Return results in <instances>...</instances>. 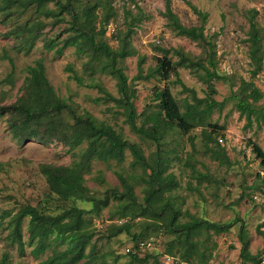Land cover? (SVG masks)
I'll use <instances>...</instances> for the list:
<instances>
[{"label":"trees","instance_id":"trees-1","mask_svg":"<svg viewBox=\"0 0 264 264\" xmlns=\"http://www.w3.org/2000/svg\"><path fill=\"white\" fill-rule=\"evenodd\" d=\"M128 1L133 2V0ZM79 2V0H0V18L4 24H7L18 13L21 17L33 8L53 3L58 11L49 14L55 24L67 23L63 31L67 37L62 40L53 38L44 40L45 49L62 56L67 48L74 47L79 56L90 58L88 64L92 74L98 72L114 78L119 87L120 97L111 94L103 84L94 79L87 83L73 70L74 79L80 86L97 89L101 93L100 97L93 100L95 104L113 103L116 108L122 109L120 114L125 117V122L131 131L144 140L155 143L157 150L152 156H146L139 144L129 141L113 126L97 120L90 113L78 115L67 103L53 105L51 97L55 96L54 89L46 78L43 63L37 62L34 67H28L29 77L23 89L24 94L11 106L0 107V115L10 114L12 133L19 141L34 140L41 144L60 141L70 143L73 147L86 145L80 160L74 161L69 166L41 165V173L50 191L48 197L55 196L66 203L90 202L94 205L90 212L99 213L102 208L100 201L86 185L85 176L91 173L93 162L115 161L121 164L126 161L129 151L133 158L131 168L142 172L139 178L145 184L144 196L140 200L133 177L117 172L121 185L107 188L105 199L113 201L112 204L116 207L109 220L112 221L117 217L122 223L114 222L109 225L100 237L101 240H112L127 234L135 243L129 252L126 251L132 264H149L151 260L152 264H162L160 255L153 254L151 250L152 245L155 247L156 241L148 237L149 234L164 232L169 239L166 241L162 256L171 259L172 264H208L212 260L214 251L218 249V244L213 238L229 232L240 223L239 241L243 263L261 264L260 256L264 253L263 251L256 255L251 253L249 232L241 219L227 224L216 223L190 211H183L175 204L174 195L181 185L174 173H168L172 159L166 154L163 141L169 131L178 130L187 135L191 130L201 127L206 154H210L215 160H221L226 156V149L222 147L221 140L219 141L216 136L219 131L225 132L226 128L210 122L215 111L213 96L217 94L211 80L228 82L229 79L219 70L217 44L213 40L219 34L206 33L205 25L209 14L197 11L200 25L187 27L179 23L176 15L172 14L167 5L166 11L162 13L167 19V26L175 34L200 46L201 53L193 56L182 49L156 47L155 50L161 52L163 56L156 58L157 65L144 75L146 57L138 56V51L132 43V36L151 16L138 4L135 5L136 12L132 8L125 7L126 28L112 31L111 37L118 44V47L114 48L105 40L110 20L117 13L112 0H97L86 5H79ZM99 10L103 12L102 15L98 14ZM250 14L248 42L251 64L255 67L252 76L255 78L263 70L264 48L261 29L256 21L258 11H250ZM7 36L20 38L18 50L28 54L41 34L36 23L31 24L29 19L24 25L9 31ZM134 56H138V74L134 81L155 78L160 82H167L171 77H175L174 83L180 85L183 92L189 93L185 104L182 106L178 103L170 88L158 87L154 92V101L157 102L155 107L149 113L143 112L139 115L134 104L136 90L129 83L125 68L122 66L126 59ZM2 57L7 58L13 68V59L9 58L6 52ZM173 57H177L178 60L173 62ZM179 68L189 69L200 80L206 82L208 90L205 98H199L194 89L188 88L183 83ZM242 85L239 93L232 95L237 111L246 115L250 121L252 118L259 122L264 120L262 112L264 92L254 82H244ZM225 102L223 101L220 106H224ZM65 111L74 119L71 127L75 139L73 142H70L69 137L62 131ZM140 116L155 125L158 137H150L145 128L138 124ZM209 128L213 130L209 131ZM248 145L264 169V150L252 140L248 141ZM261 180L264 185V177ZM1 193L0 188V198ZM55 197L53 199H56ZM90 212L76 205L65 207L57 205L55 209L42 205H25L17 213L4 212L2 219L9 218L6 227L10 229L8 240L10 244L17 245L21 255H24L27 245L33 247L32 253L35 257H40L47 251L52 252L40 264H109L108 257L111 256L118 262L120 256L111 253L100 254L96 239L97 229L88 218ZM26 219H28L29 233L27 243L24 242L22 233ZM137 227L138 229L135 230ZM0 228H3L1 222ZM261 234L264 237V232ZM141 243H145V247H141ZM7 260V256H3L0 264H7Z\"/></svg>","mask_w":264,"mask_h":264},{"label":"rangeland","instance_id":"rangeland-1","mask_svg":"<svg viewBox=\"0 0 264 264\" xmlns=\"http://www.w3.org/2000/svg\"><path fill=\"white\" fill-rule=\"evenodd\" d=\"M79 5L95 3L97 0H79ZM117 13L110 20L105 40L114 48L118 47L112 39L113 30H124V8H132L136 12L135 5L151 16L144 21L132 36V43L138 51V56H145L144 75L149 69L157 65L156 58L163 54L156 47L163 49H182L190 55L197 56L201 48L191 40L175 34L168 26L167 19L162 13L167 5L172 14L176 15L183 26L192 27L200 25L197 11L209 14L205 25L207 34H219L213 40L217 44V60L219 70L229 79L226 81L211 80L217 90L214 98V113L210 122L217 123L219 127H225V132L217 133L222 147L226 149V156L221 160H215L205 152V140H203L202 128L198 127L187 135L178 130L169 131L164 139V150L172 159L168 173L175 174L181 187L175 191V204L183 211H190L199 217L206 218L216 223H231L241 219L249 232L250 251L253 255L264 253V185L261 178L264 177V169L248 145L250 134L248 127H243V116L240 115L232 99L233 94L239 93L244 82H254L264 91V64L263 70L255 78L252 76L254 66L250 59V43L248 42L250 23V11L256 10V21L261 29L264 48V0H112ZM58 11L53 4H47L40 8L29 10L24 16H17L9 23L4 24L0 18V107H9L16 103L24 94L26 79L29 77L28 67H34L37 62H42L45 67L46 78L54 89L55 96L51 97L53 105L67 103L73 107L78 115L90 113L99 121L106 122L122 133L126 139L139 144L146 156H152L156 152V145L150 140H144L133 133L125 122V117L120 114L122 109L115 104H95L93 100L101 96L97 89L80 86L74 79L73 70L83 77L88 83L91 79L104 85L114 96L120 97L117 81L101 73L92 74L89 69L90 58L79 56L74 47L67 48L62 56L54 51H47L44 47L46 39H65L63 33L67 23L55 24L50 12ZM102 15V11H98ZM31 24L36 23L41 36L37 39L34 48L28 54L18 50L21 40L17 37H8L7 33L24 25L27 20ZM69 20V17H68ZM99 25V24H98ZM7 53L13 59V68L7 58L2 55ZM138 56L126 59L122 66L125 73L136 90L134 104L139 115L149 113L156 105L154 92L160 88H170L172 94L180 105L185 104L189 97L188 92H183L180 85H176L175 77L170 81L140 79L134 81L138 74ZM173 57L172 61H177ZM180 78L190 89H194L199 98H205L208 85L198 78L189 69L179 68ZM10 75V76H9ZM12 75V78H10ZM207 80V79H206ZM210 81V80H208ZM192 102V100H190ZM226 101L224 106H220ZM262 103V102H261ZM260 103V105H261ZM222 107V108H221ZM264 114V110H262ZM10 114L0 115V259L7 256V264H40L51 254L47 251L40 257L32 253V246L27 245L24 255H21L17 245L9 243L7 229L9 218L2 219L3 213L12 211L17 213L25 205L49 206L53 209L57 205H76L87 211H92L94 205L82 201H60L50 194L48 185L41 173L43 164L54 166H69L74 161L80 160L86 145L73 147L70 143L52 141L41 144L34 140L19 141L13 136L10 122ZM74 119L66 111L63 114L62 131L69 137L70 142L75 139L71 130ZM138 124L145 128L146 133L153 138L158 137L154 124L147 122L145 117L138 118ZM264 122L255 133L257 144L264 150ZM213 130L209 128V131ZM131 153L127 152L124 163L111 161L92 163V171L85 176L86 185L92 194L100 201L102 207L99 213L90 212L88 218L97 229V241L100 254L111 253L120 256L116 262L108 257L109 264H132L127 256L126 249L135 243L130 236L122 234L112 240H101L104 231L114 222L122 223L117 217L110 221V215L116 209L113 201L105 199V191L109 187L121 185L117 172L134 178L136 193L140 200L143 199V182L139 176L141 170H133ZM150 173V171H148ZM261 177V178H260ZM56 199H53V198ZM116 213V212H115ZM184 220V219H182ZM28 219L25 220L22 233L23 240L27 243L29 233L27 231ZM240 223L236 224L229 232L215 236L218 249L214 251L212 260L208 264H244L241 258V243L239 241ZM135 228V230H137ZM149 239L156 241L152 245L153 254L160 255L162 264H172L167 256H162L165 251L166 241L169 239L164 232L149 234ZM155 248V249H154ZM144 252V251H143ZM144 254V253H143ZM261 264H264V254L260 256ZM151 260L149 264H152ZM135 264V263H133ZM249 264V263H246Z\"/></svg>","mask_w":264,"mask_h":264},{"label":"crops","instance_id":"crops-1","mask_svg":"<svg viewBox=\"0 0 264 264\" xmlns=\"http://www.w3.org/2000/svg\"><path fill=\"white\" fill-rule=\"evenodd\" d=\"M257 86V85H256ZM258 87V86H257ZM262 92H264L260 87H258ZM261 103V102H260ZM259 103V104H260ZM262 103H263V101H262ZM262 103H261V105H262ZM240 113V112H239ZM240 115L241 116H243V120H244V122H243V124H242V126L245 128V127H248V129H249V131H251L250 132V134H248L247 135V137H248V139L249 140H252L253 142H255V143H257L256 141H257V139L255 138V133H256V131H257V129L259 128V127H261L262 125V123L264 122V120L262 119L260 122L259 121H257V120H255L254 118H252V121H250L248 118H247V116L246 115H242L241 113H240ZM263 127H264V124H263Z\"/></svg>","mask_w":264,"mask_h":264},{"label":"built area","instance_id":"built-area-1","mask_svg":"<svg viewBox=\"0 0 264 264\" xmlns=\"http://www.w3.org/2000/svg\"><path fill=\"white\" fill-rule=\"evenodd\" d=\"M141 247H145V243H141ZM130 249H131V247H130V248H128V249H126V251H127V252H129V251H130Z\"/></svg>","mask_w":264,"mask_h":264},{"label":"clouds","instance_id":"clouds-1","mask_svg":"<svg viewBox=\"0 0 264 264\" xmlns=\"http://www.w3.org/2000/svg\"><path fill=\"white\" fill-rule=\"evenodd\" d=\"M222 142V141H221Z\"/></svg>","mask_w":264,"mask_h":264}]
</instances>
